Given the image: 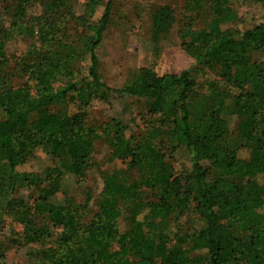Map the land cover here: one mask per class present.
Returning a JSON list of instances; mask_svg holds the SVG:
<instances>
[{
	"label": "trees",
	"instance_id": "trees-1",
	"mask_svg": "<svg viewBox=\"0 0 264 264\" xmlns=\"http://www.w3.org/2000/svg\"><path fill=\"white\" fill-rule=\"evenodd\" d=\"M97 0H88L87 21ZM114 0H107L104 11L91 35L76 34L72 40L57 36L54 22L65 0H11L16 17L12 31L31 34L22 21L34 17L31 8H41L35 18L39 48L34 45L26 57L30 69L22 68L24 82L16 89H0V188H6L0 200V229L6 218L23 224L24 243L50 242L43 250L46 264H264V216L256 209L264 204V61L252 59L254 52H264V0H248L263 8L261 20L253 26L230 27L238 17L232 5L237 0H188L183 6L184 20L170 5H158L150 11V39L154 44L166 39L176 23L180 47L192 63L176 73L157 75L150 66L136 68L120 88L101 81L97 48L111 19ZM36 4L39 6L36 7ZM232 9L229 17L223 10ZM203 25L194 29L199 15ZM13 32L0 26V70L6 64L5 46ZM56 37H58L56 39ZM78 46L81 53L69 58L43 57L51 48ZM204 69L217 74L237 93L233 97L239 115L234 129L216 112L190 123L189 98L195 79ZM73 78L72 80H69ZM55 82H60L55 86ZM135 96L147 101L150 113H161L158 133L174 146L184 145L193 174L183 182L163 165V154L148 141L138 146V156L158 165L155 181L162 194L160 202L142 203L130 198L134 185H125L113 175L104 179L103 202L85 224L81 215L90 196L76 203L66 196L55 204L53 197L62 190L64 175L54 164L40 172H20L17 167L33 155L37 146L47 145L53 159H62L67 173L81 180L88 169L93 130L87 126L88 109L93 100L107 101L108 93ZM35 97L24 111L13 105L12 98ZM61 99L77 102L81 110L71 115L53 113L47 107ZM248 144L247 159L237 156L238 148ZM215 176L210 178V170ZM117 180V181H116ZM26 194L20 195L21 192ZM28 194V195H27ZM174 200V210L182 214L185 206L196 202L203 226L198 231L181 227L161 234L165 241L175 239L183 248L169 250L152 259L146 247L157 228L146 213L165 209L166 199ZM124 199L138 207L131 217V227L119 232L118 201ZM148 211L145 213L144 210ZM155 219V217H154ZM3 229V228H2ZM15 239V238H14ZM48 244V243H47ZM141 252L134 254L133 248ZM0 252V264L4 262Z\"/></svg>",
	"mask_w": 264,
	"mask_h": 264
},
{
	"label": "rangeland",
	"instance_id": "rangeland-1",
	"mask_svg": "<svg viewBox=\"0 0 264 264\" xmlns=\"http://www.w3.org/2000/svg\"><path fill=\"white\" fill-rule=\"evenodd\" d=\"M10 2L11 0H0V26L9 29L14 35L6 42V64L0 70V89H16L24 82L22 68L30 69L26 57L31 56L34 45L39 48L35 18L44 14L40 7L31 8L29 13L34 17L24 19L22 23L28 25L27 30L31 28L32 33L21 35L12 31L16 17L13 15L14 10L10 9ZM87 2L88 0H65L68 7L61 9L54 20L59 30L57 36H65L72 40L76 34L91 35L93 33L107 0H97L92 13L86 14L87 21L83 22L79 17L85 14L84 6ZM185 2L188 0H114L111 7L112 19L97 48L101 81L111 88H120L127 81L130 73L142 66L152 67L157 75L176 73L188 67L192 59L180 47V39L177 35L180 23H176L167 38L160 40L157 44L150 39V11L155 6L167 4L175 8L177 17L180 16L183 22ZM37 6L39 4H36ZM231 7L238 17L236 22L229 24L232 28L242 29L243 26H253L261 20L263 15L262 6L248 0H237ZM232 9L223 10L224 17H229ZM204 22L205 18L200 14L194 29L201 27ZM73 51L81 53V49L76 45L51 48L48 55H46L47 51H43L36 62L43 60V57L50 59L49 54L51 58L67 59L71 57ZM252 59L264 61V52H254ZM217 73L204 69L203 73L195 79L189 98L190 123L194 124L203 116L216 112L230 129H234L239 118L233 104V97L237 91ZM59 84L60 82H55V86ZM12 100L17 109L24 111L35 97L30 93L28 97L12 98ZM47 108L60 115H71L81 110L76 101L72 103L67 99L56 101ZM3 118L4 114L0 112V120ZM160 120L161 113H150L145 99L110 92L107 101L93 100L88 109L86 124L93 130L92 148L87 160L88 169L81 180L75 181L73 176L67 173L62 159H53L47 145L37 146L32 157L18 166L17 170L37 173L47 166L58 165L65 175L61 185L62 190L55 194L53 202L57 205L62 203L66 196H72L76 203H82L86 194L90 196L89 208L81 215L83 224L89 221L103 202L104 195L101 190L104 179L108 175H113L125 185H134L130 195L134 202L151 204L160 202L163 196L158 191L155 181L160 167L139 157L138 146L148 141L151 146L159 150L163 154V165L166 170L172 176H177L181 182L193 174L185 146H174L163 133L157 132L161 124ZM250 151V146L245 144L238 148L237 156L240 159H247ZM209 170V177L213 178L215 171L211 168ZM6 191L5 187L0 188V200L1 196L5 197ZM26 193L27 191H24L20 195ZM174 206V200L167 198L165 209L157 211L156 215L155 210L147 212L148 210L144 208V212H147L146 216H152L151 219L155 220L157 225V228L153 230V238L146 247V252L152 259L162 257L169 250L186 246L175 239L167 242L160 237L161 234L169 230L174 232L178 226L181 227V231L187 232L198 231L203 226L196 202L188 203L179 218ZM118 209L120 216L117 224L119 232L122 233L131 227V217L134 212H138V207L121 199L118 201ZM256 213L264 216V204L256 209ZM2 228L0 229V252L3 253V264H46L42 254L43 250L51 246L50 242L24 243L21 240L24 226L14 217L6 218ZM133 252L134 254L141 252L140 247L133 248ZM233 264H245V262L237 260Z\"/></svg>",
	"mask_w": 264,
	"mask_h": 264
}]
</instances>
